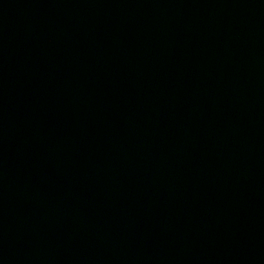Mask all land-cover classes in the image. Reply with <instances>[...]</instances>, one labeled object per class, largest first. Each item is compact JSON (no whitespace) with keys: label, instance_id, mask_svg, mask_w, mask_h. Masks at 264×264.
<instances>
[{"label":"water","instance_id":"obj_1","mask_svg":"<svg viewBox=\"0 0 264 264\" xmlns=\"http://www.w3.org/2000/svg\"><path fill=\"white\" fill-rule=\"evenodd\" d=\"M0 264H264V0H0Z\"/></svg>","mask_w":264,"mask_h":264}]
</instances>
